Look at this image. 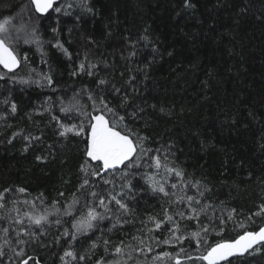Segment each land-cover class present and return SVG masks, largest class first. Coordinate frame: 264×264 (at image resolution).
I'll use <instances>...</instances> for the list:
<instances>
[{
    "label": "trees",
    "instance_id": "obj_1",
    "mask_svg": "<svg viewBox=\"0 0 264 264\" xmlns=\"http://www.w3.org/2000/svg\"><path fill=\"white\" fill-rule=\"evenodd\" d=\"M189 3L191 7L184 0H61L54 8L63 11L51 10L43 18L34 10L31 14L21 11L28 0H0V21L7 18L14 28L35 29L43 42L42 56L35 43H23V32L13 31L19 42L14 40L12 46L20 58L27 55L28 60L6 77L7 71L0 67V101L9 98L17 105L12 113L10 104L0 103V193H4L0 217H5L0 219V228L10 226L11 218L17 216L15 209L20 215L45 209L50 213L49 223L43 225L46 234L39 242L4 245L0 239L4 253L0 264H22L24 260L27 264H62L60 257L69 238L62 237L58 243L55 237L71 229L81 211L74 210L71 217L58 215L53 201L63 212L75 193L80 197L76 208L86 212L83 205L90 197L77 191L83 179L86 137L60 136L53 116L66 124L77 122L60 112L61 101L68 105L75 96L91 112L88 91L104 95L118 115L125 116L129 131L148 138L145 147L159 148L162 162L167 156L168 167L183 170L185 176H173L171 183L200 182L198 189L181 185L185 192H169L197 196L200 206H212L203 216V223H208V216L214 217L215 228L204 237L210 244L232 240L264 224V0ZM57 40L70 55L53 46ZM133 51L136 55L129 56ZM81 62L95 64L93 76L79 71ZM43 75L50 76L53 84L42 80ZM21 77L40 79L41 84H21ZM101 79L107 83L98 85ZM125 96L128 104L120 107ZM150 163L142 164L138 171ZM133 183L137 184L130 194L134 215L120 217L119 223L118 214L109 215L81 235L74 250L90 258L79 264H96L101 257L106 261L126 259V255L117 257L115 247L121 241L132 242V237L144 235L148 228L153 229L152 251L134 253L129 264H167L153 259L162 252L171 254V264L178 254L181 264H190L180 249L189 256L204 250L190 238L198 221L174 216L172 223L159 229L154 222L142 224L149 216L162 220L169 197L150 191L139 178ZM20 188L25 192H19ZM198 191L204 195L200 197ZM181 210L189 212L185 204L170 208V212ZM221 218L226 222L223 225ZM57 219L60 224L55 223ZM173 224L179 225L176 235L186 239L172 238ZM33 231L38 232V227L33 225ZM9 238L15 240L11 230ZM104 240L111 242L107 254ZM165 240L169 243H163ZM93 242L97 248L89 251ZM20 247L24 253L17 256ZM66 260L77 264L71 258ZM263 261L264 249L231 258V264Z\"/></svg>",
    "mask_w": 264,
    "mask_h": 264
},
{
    "label": "snow or ice",
    "instance_id": "obj_2",
    "mask_svg": "<svg viewBox=\"0 0 264 264\" xmlns=\"http://www.w3.org/2000/svg\"><path fill=\"white\" fill-rule=\"evenodd\" d=\"M186 7H191L189 0H184ZM54 0H28V4L25 5L21 11L31 14L34 10L35 13L41 14L43 18H47L50 13V9H53ZM71 7V5H68ZM56 13L63 11L62 7H56L53 9ZM91 11V9H88ZM13 31L24 33V44L35 43L38 50L41 51L43 56V51L40 45L43 43L35 35V29L31 32L21 25L18 28H14L10 24L9 19L0 21V66L7 70L4 73V77L7 73L13 72L21 62H27L28 56L25 55L22 58L19 57L18 52L12 46L13 41L19 42V36H13L11 33ZM53 33L57 31L56 28L52 29ZM147 39L146 37H142ZM56 48L61 49L66 55H70L68 50L64 48L63 44L59 40L53 45ZM136 55V52H130L129 56ZM95 68V64L89 63L87 66L84 62L79 65V71L85 72L89 76H93L94 72L92 69ZM76 73L74 72L73 75ZM42 80H46L48 85L53 84V80L50 76L43 75ZM15 82V78H13ZM21 84L35 83L40 85L41 80H31L30 78L21 77L19 79ZM98 85H105L106 80L101 79ZM116 92H120V89H116ZM88 100L91 101L90 112L88 108L81 104L79 100L72 98V102L68 105H64L61 101L60 112L64 113L66 117L73 121L72 123H64L60 118L53 116V119L57 121L60 131L59 135L66 137L68 134H73L75 136H85L86 146L84 155L86 157L84 163L81 165V172L83 173V179L78 187V193L81 195H86L90 199L85 200L83 205L86 208V212L81 209L76 208L80 202V197L75 193L74 199L67 205L64 206V211L61 212L60 208L57 207V201H53V210L58 215L71 217L73 211H81L79 218L75 219L71 225V229H65L60 236H56L55 239L59 243L62 237H68V247L65 249L63 255L60 257L62 264H69L66 258H71V261L79 262L89 259L87 253L81 254L74 250V242H78L81 235L87 234L93 228H95L99 221H103L107 216L118 214L117 222H120V217H126L128 215H134V210L130 207L131 203V193L133 189L137 187V184L133 183L136 172L142 164H148L149 167H155L157 169L163 168L167 175L174 176L175 178H182L185 173L182 169L168 167L167 156H164L163 162L161 156L159 155L160 149H151L145 147V141L147 137L141 136L139 134H133L128 130L127 125L124 124L125 116H120L117 113L116 108L110 106V102L107 98L100 94L97 95L93 91H88ZM5 105L10 104V109L12 113L17 111V105L14 102H10L9 98H5L0 101ZM128 104V97L125 96L121 101L120 107H125ZM95 113V114H94ZM133 117L136 116V112L131 113ZM123 125V128H121ZM13 135H17L14 133ZM26 140L29 139H39L38 137H25ZM155 151L157 155H150ZM40 159V157H37ZM199 181L193 183L192 181L178 180L177 183H172V189H179L180 192H185L186 187L190 186L192 188L199 187ZM152 190L155 192L163 193L164 196L169 197L167 204L169 207L164 209V216L162 220H158L155 216H149L147 221H141L142 224L148 222H154L155 228L159 229L164 223H172L174 216H178L181 220H197L198 227L196 231L190 233V238L195 239L197 248L200 249L202 246L203 251L198 255L189 256L183 248L180 249V253L184 255V258L190 262V264H221V262L226 261L227 264H231V259L237 256H244L245 253L252 254V252H260L264 249V226L259 227L258 231H244L242 234L238 235L235 239L224 240L220 239L214 244H210L204 239L210 230L215 228L212 221L214 217L208 216V223H203V216H207L209 208L212 206L210 204H204L200 206L201 201L197 199V196L179 195L177 192H168L163 183L157 184L153 183ZM91 189V191H89ZM99 189V190H97ZM9 191L5 189L4 192ZM19 192H25V189H18ZM4 193H0V198H2ZM63 196V193L60 194ZM198 195L202 197L203 192L198 191ZM175 196V200L171 197ZM15 203V202H13ZM24 204H29V201H24ZM44 201L41 199V204ZM180 204H185L189 209L186 214L184 211H174L170 212V208L173 205L179 206ZM196 205V206H194ZM113 206H115V213L113 212ZM199 206V207H197ZM0 207H4L0 204ZM34 207V205H33ZM264 207V206H262ZM98 209H103L99 211ZM17 216L11 218V224L9 227L0 228V239H3L4 245H26L32 242H39L40 237L45 235V230L43 228L44 224L49 223V211L45 209L43 213H32L30 211H25L23 215H20L19 209H15ZM0 219H5V217H0ZM229 219H231V213H229ZM125 223H128L126 219ZM56 224H60L61 221L57 219ZM221 225L225 224L223 218L220 219ZM14 225V226H12ZM33 225L37 226L39 231H33ZM243 225H241L242 227ZM115 227V225H113ZM14 233L15 240L9 238V233ZM111 231V229H109ZM153 229L148 228L147 232L142 236L132 237V242L125 243L121 241L118 244L114 252L117 257H123L126 255V259H116L111 261H106L104 257H101L96 261V264H129L130 261L134 259V253H143L145 250L148 252L152 251L151 244L153 242V237L151 236ZM172 233V238L177 241H183L186 239L184 236H177L176 233L179 231V225L173 224V228L170 230ZM223 227L220 228V232H223ZM219 235V233H217ZM135 242V244L133 243ZM105 251L107 254L108 246L111 243L109 240H104ZM156 243H160L156 241ZM163 243L168 244L169 241L165 240ZM97 244L93 242L91 244V249H96ZM125 249H128L125 253ZM251 250V251H250ZM24 253V248L20 247L19 251L15 254L21 256ZM3 251H0V255H3ZM153 259L157 262L166 261L167 264H171L172 256L169 252H162L154 256ZM27 264V262H25ZM139 264V262H137ZM175 264H181L180 255L175 257Z\"/></svg>",
    "mask_w": 264,
    "mask_h": 264
},
{
    "label": "rangeland",
    "instance_id": "obj_3",
    "mask_svg": "<svg viewBox=\"0 0 264 264\" xmlns=\"http://www.w3.org/2000/svg\"><path fill=\"white\" fill-rule=\"evenodd\" d=\"M2 35V34H0ZM136 178L142 180V182L146 185V187L152 191V184L155 183H163L165 185L166 190L169 192L171 188V180L173 176H169L166 174L163 168L157 169L155 167H143L142 170L136 172Z\"/></svg>",
    "mask_w": 264,
    "mask_h": 264
},
{
    "label": "water",
    "instance_id": "obj_4",
    "mask_svg": "<svg viewBox=\"0 0 264 264\" xmlns=\"http://www.w3.org/2000/svg\"><path fill=\"white\" fill-rule=\"evenodd\" d=\"M61 0H54V4H53V8H54V6H55V4H57L58 2H60ZM51 10H53V9H50V11ZM38 15H41V14H39V13H37ZM20 66V65H19ZM19 66H18V68H19ZM2 69H3V67L2 66H0ZM17 68V69H18ZM4 71H7V70H5V69H3ZM16 70V69H15ZM14 70V71H15ZM261 226H264V224L263 225H261ZM260 226V227H261ZM259 230V228L257 229V230H255V231H258ZM235 239V238H234ZM251 251V250H250ZM247 253H245L244 255H246ZM237 257H240V256H237ZM233 258H235V257H233ZM231 259V258H230ZM25 262H27V260H24L23 262H22V264H25ZM226 261H223V262H221V264H223V263H225ZM263 264H264V261H263Z\"/></svg>",
    "mask_w": 264,
    "mask_h": 264
}]
</instances>
